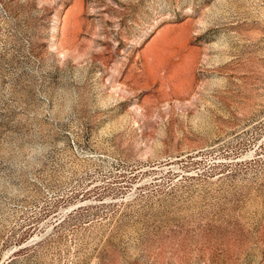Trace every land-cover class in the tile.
I'll list each match as a JSON object with an SVG mask.
<instances>
[{
	"label": "rangeland",
	"instance_id": "374dc122",
	"mask_svg": "<svg viewBox=\"0 0 264 264\" xmlns=\"http://www.w3.org/2000/svg\"><path fill=\"white\" fill-rule=\"evenodd\" d=\"M0 264H264V0H0Z\"/></svg>",
	"mask_w": 264,
	"mask_h": 264
}]
</instances>
